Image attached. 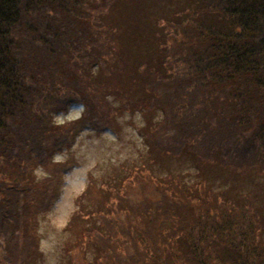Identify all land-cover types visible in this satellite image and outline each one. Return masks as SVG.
<instances>
[{"label":"trees","instance_id":"16d2710c","mask_svg":"<svg viewBox=\"0 0 264 264\" xmlns=\"http://www.w3.org/2000/svg\"><path fill=\"white\" fill-rule=\"evenodd\" d=\"M109 1L116 0H0V256L4 246L19 253L9 240L22 220L29 227L32 205L52 194L51 178L33 169L69 146V125L108 124L106 94L127 109L134 88L143 87L136 108L145 101L160 112L143 132L151 148L189 153L198 167L217 164L256 192L241 194L246 202L229 189L205 196L204 184L171 178L172 193L160 201L121 199L123 217L97 211L91 264H264V207L252 200L264 199V182L257 169L248 173L264 169V0H133L121 30L129 64L119 57L117 32L107 37L95 24ZM159 4L156 18L149 10ZM135 13L149 16V25L130 24ZM140 57L148 62L137 64ZM144 66L151 71L145 83L135 77ZM117 72L128 74L124 85L134 82L130 90L116 83ZM71 102L83 105L80 117L54 121ZM223 194L240 200L213 211L207 199Z\"/></svg>","mask_w":264,"mask_h":264},{"label":"rangeland","instance_id":"374dc122","mask_svg":"<svg viewBox=\"0 0 264 264\" xmlns=\"http://www.w3.org/2000/svg\"><path fill=\"white\" fill-rule=\"evenodd\" d=\"M131 1L133 2L109 1L105 9H99L95 14V24L107 37L117 32L115 42L122 52L119 57H123V60L115 58L112 64L114 68L119 67V59L124 64L133 62L127 49V38L122 39L121 36V30L128 27L126 23L129 20L124 22L123 17L132 11L129 9ZM161 8L162 5L159 4V8H152L149 12L155 13V17L159 18ZM142 13H147V9ZM144 18L141 13L131 14L130 24L134 26L136 23L137 27L140 23L144 28L149 25L147 20L150 17ZM157 26L156 32L161 37L166 27L164 20L159 19ZM147 57H140L137 64L147 63ZM152 64L155 65V62ZM158 66L160 64H157V68ZM144 67V73L135 76L141 78L143 83L149 81L146 72L151 73L148 66ZM124 75L128 76L127 73L117 72L115 81L125 86L124 91L130 90L134 82L129 81L128 85H124ZM144 90L143 87L134 88L136 95L127 100V109L121 107V102L111 92L106 94L102 109L107 115L108 124H70L75 130L69 135V146L54 153L44 165L37 164L34 167V176L37 178H51L52 194H47L42 202L37 201L32 205L29 227L22 226V220L12 239H8L18 241L19 253L4 246L0 264H91L92 254L99 250L95 239L97 234L93 235L92 230L95 228L91 226L99 224L97 211L110 218L123 217L124 206L121 199L127 203L160 201L172 193L169 186L171 178L180 179L185 184L196 183L197 189L200 184H204L205 196L209 192L218 194L220 190L229 189L240 198L241 194L246 197L255 191L250 187L252 184L242 183L238 179L230 180L225 173L227 171L217 164L199 168L196 159L189 153L162 154L151 148L145 141L143 132L150 122L160 118V112L150 110V105L147 107L145 101L141 103V110L136 108L137 102L147 94ZM82 109L81 103L71 102L65 109L55 112L53 119L60 123L72 122L80 117ZM57 163L61 164L59 168ZM256 169L258 177L264 182L263 168H253L248 173ZM241 174L245 179L246 174ZM232 182H235L234 186L230 187ZM224 195H211L212 199H207L212 204L213 211L221 209L219 204H234L241 199L235 201L234 197L226 198ZM38 197L41 198L40 195ZM254 197L255 195L252 200L257 199L258 206L262 203L261 206L264 207V199L261 200L259 194ZM241 200L247 201L243 198ZM259 236L264 239V220ZM114 245L116 249L123 247Z\"/></svg>","mask_w":264,"mask_h":264}]
</instances>
